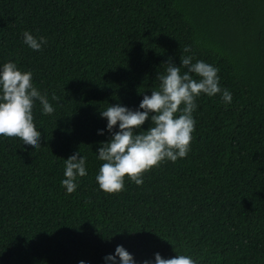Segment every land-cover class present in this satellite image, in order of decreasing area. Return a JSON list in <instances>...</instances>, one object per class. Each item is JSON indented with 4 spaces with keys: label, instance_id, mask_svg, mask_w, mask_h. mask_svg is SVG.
<instances>
[{
    "label": "trees",
    "instance_id": "obj_1",
    "mask_svg": "<svg viewBox=\"0 0 264 264\" xmlns=\"http://www.w3.org/2000/svg\"><path fill=\"white\" fill-rule=\"evenodd\" d=\"M25 30L42 51L23 44ZM181 54L218 68L232 102L201 94L185 158L142 185L125 176L123 191L100 190L99 112L135 109ZM9 60L54 112L36 103L35 150L0 137V264H104L117 245L137 264L155 253L264 264V0H0V64ZM77 151L87 175L66 194L63 159Z\"/></svg>",
    "mask_w": 264,
    "mask_h": 264
},
{
    "label": "clouds",
    "instance_id": "obj_2",
    "mask_svg": "<svg viewBox=\"0 0 264 264\" xmlns=\"http://www.w3.org/2000/svg\"><path fill=\"white\" fill-rule=\"evenodd\" d=\"M23 44L33 52L42 51L43 39L25 30ZM183 52H189L185 47ZM177 66L172 57L162 63L166 67L157 75L158 86L150 95L144 94L133 109L116 103L99 112L106 119L104 129L98 135L109 134L106 142H100L96 159L101 161L95 180L99 189L112 194L124 190V178L137 186L144 182L143 173L165 160L176 162L190 151L195 120L192 113L196 99L220 94L225 104L232 102V94L220 87L219 69L203 60L193 62L192 55H180ZM31 71H22L14 61L0 64V137L19 139L22 147L35 150L41 147V132L34 124L33 109L38 102L42 114H52L54 108L48 96L42 95L33 85ZM59 98L53 94L52 101ZM149 121L147 129L141 126ZM115 129V130H114ZM64 179L60 181L66 194L76 191L79 178L87 175L86 158L80 151L63 159ZM177 253V252H176ZM104 264H137L133 256L117 245L114 253L103 257ZM86 264V261H78ZM141 264H197L191 255L178 254L162 258L154 254V260L145 259Z\"/></svg>",
    "mask_w": 264,
    "mask_h": 264
}]
</instances>
